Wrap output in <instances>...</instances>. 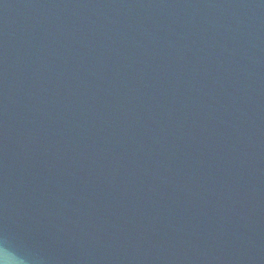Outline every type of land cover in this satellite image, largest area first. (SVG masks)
<instances>
[{
    "label": "water",
    "instance_id": "1",
    "mask_svg": "<svg viewBox=\"0 0 264 264\" xmlns=\"http://www.w3.org/2000/svg\"><path fill=\"white\" fill-rule=\"evenodd\" d=\"M0 241L264 264V0H0Z\"/></svg>",
    "mask_w": 264,
    "mask_h": 264
},
{
    "label": "clouds",
    "instance_id": "2",
    "mask_svg": "<svg viewBox=\"0 0 264 264\" xmlns=\"http://www.w3.org/2000/svg\"><path fill=\"white\" fill-rule=\"evenodd\" d=\"M0 264H30V257L7 241H0Z\"/></svg>",
    "mask_w": 264,
    "mask_h": 264
}]
</instances>
